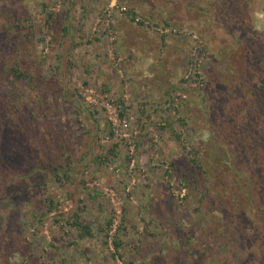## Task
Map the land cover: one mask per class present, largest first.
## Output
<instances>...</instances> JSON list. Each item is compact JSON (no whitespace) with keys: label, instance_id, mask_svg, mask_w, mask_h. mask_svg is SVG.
Masks as SVG:
<instances>
[{"label":"rangeland","instance_id":"rangeland-1","mask_svg":"<svg viewBox=\"0 0 264 264\" xmlns=\"http://www.w3.org/2000/svg\"><path fill=\"white\" fill-rule=\"evenodd\" d=\"M262 68L264 0H0V264H264Z\"/></svg>","mask_w":264,"mask_h":264},{"label":"trees","instance_id":"trees-1","mask_svg":"<svg viewBox=\"0 0 264 264\" xmlns=\"http://www.w3.org/2000/svg\"><path fill=\"white\" fill-rule=\"evenodd\" d=\"M232 17L235 19V17H237V14H236V12H232ZM263 72H264V68H262L261 69ZM14 73H15V76H16V70H14ZM21 74H18L17 76H20ZM26 79V83H29L30 82V79H29V76L27 75H24V76H20V78H19V80H21V79ZM26 83H21L19 86H18V84H15L13 87L11 86V87H8L7 89L8 90H11V92L12 93H16L13 97H15L16 95H17V101H21L19 98L22 96L21 95V93L22 92H24V91H26V89L24 88L25 86H26ZM261 90H263L264 91V85H262L261 86ZM259 92H253V94L254 95H257ZM263 105H264V102H261V106L260 107H263ZM12 117H14V116H12L11 115V113H5L4 111H3V113H2V111H0V123L2 122V121H4L5 119H7V120H10ZM3 128H4V124H2L1 125ZM5 129V128H4ZM2 130V132L3 131H5V130ZM254 138V136H252L251 137V140ZM258 142H259V140H257ZM261 143V142H260ZM7 147L6 148H3V146H1L0 147V150H1V152H0V154L2 153V152H4V151H7ZM5 157L7 158V159H11V160H15V161H17L19 158L17 157L18 155H12L11 156V154H7V153H5ZM4 161H5V159H4ZM252 168H254V166L252 167ZM0 177H3L1 174H0ZM249 179H247V178H244V184L245 183H247V182H249L250 180H251V178L250 177H248ZM6 181V180H5ZM7 182V181H6ZM239 186V185H238ZM242 187H243V185H241ZM10 189V188H9ZM242 190L243 189H241V190H235L236 191V195H237V198L236 199H238V200H236L235 198H233L232 196L230 197V199L233 201V203L234 204H237V205H239V209H241V210H243V207H242V205L241 204H243V200L240 198V193L242 192ZM4 192L5 193H7L5 190H4ZM5 195V194H4ZM227 197H229V196H227ZM249 199L251 200V198L249 197ZM224 201H226V199L224 200ZM83 229H85L86 231L88 230V228H87V226L86 225H84L83 226ZM86 233H88V232H86ZM128 264H132V263H128Z\"/></svg>","mask_w":264,"mask_h":264}]
</instances>
